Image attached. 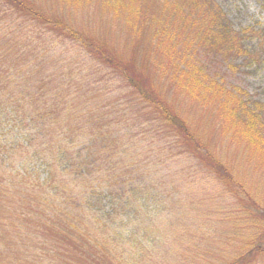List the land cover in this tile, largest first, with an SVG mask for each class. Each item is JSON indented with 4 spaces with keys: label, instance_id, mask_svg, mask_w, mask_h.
Returning a JSON list of instances; mask_svg holds the SVG:
<instances>
[{
    "label": "trees",
    "instance_id": "1",
    "mask_svg": "<svg viewBox=\"0 0 264 264\" xmlns=\"http://www.w3.org/2000/svg\"><path fill=\"white\" fill-rule=\"evenodd\" d=\"M129 1L135 11V2ZM124 2L110 0L117 9L124 8ZM147 5L144 21L154 25L153 43L145 47L131 34L135 43L122 53L92 44V36L82 35L79 28L29 0H0V264H169L177 253L161 244L170 222L179 220L173 247L179 236H191L189 242L196 245L203 242V234H213L206 224L201 240L181 234L184 213L196 220L183 205L187 189L210 180L219 183L215 197L222 209L203 214H229V188L234 190L237 181L229 178V139L235 148L250 150L251 155H244L248 163L258 152L255 162L264 164V137H200L184 117L189 107L171 89L182 82L187 103L197 102L207 111H222L231 104L224 117L236 114L241 131L252 132L254 124L264 123V104L225 85L223 74L209 72L208 62H217L221 71L239 59L257 62L259 53L248 47L257 31L237 30L218 0H149ZM19 19L25 24L15 22ZM28 33L33 43H44L42 36H49L44 49L77 43L90 57L88 73L69 75L58 66L62 63L26 58V48L31 47L24 40ZM198 46L205 51L200 53ZM98 64L100 73L107 70L128 89L117 100L118 114L112 112L117 103L108 101L107 94L96 104L92 85L101 83L96 94L107 93L102 84L109 79L97 77ZM197 70L199 76H193ZM203 70L210 76L204 81ZM81 77L92 82L85 84ZM168 77L170 88L163 92ZM202 87L212 92L204 99L195 93ZM211 115L212 124L221 117ZM226 119L219 125L221 131ZM154 123L157 134L167 137H137L140 127L153 128ZM237 182L243 191L236 193L242 195L245 184ZM247 196L256 211V200ZM249 226L245 228L251 231ZM250 241L236 250L235 259L229 260L225 247L215 249L218 262L207 260L210 253L197 259L194 248L187 251L191 256L179 258L184 256L182 264H260L264 245Z\"/></svg>",
    "mask_w": 264,
    "mask_h": 264
},
{
    "label": "rangeland",
    "instance_id": "2",
    "mask_svg": "<svg viewBox=\"0 0 264 264\" xmlns=\"http://www.w3.org/2000/svg\"><path fill=\"white\" fill-rule=\"evenodd\" d=\"M29 1L33 5L40 6L52 17H61L63 21H66L72 27L79 28L82 35H87L90 37L92 36L90 42L92 44L100 45L104 49L110 48L114 49V51L116 50L122 53L131 51V45L135 43L131 34H133L137 43H145V47L150 46L153 43L150 41V35L154 30V25L153 23L144 21L145 16H148L147 12L149 9L147 8L149 5H147V2L149 4V0H132L135 2L137 7L135 11L132 6H129L130 1L128 2V0H125L123 3L124 8L121 7L119 9H117L118 4H111L110 0ZM218 1L233 21L237 30L247 27L252 31H257V33L254 35V39L250 41L248 47L250 50H254L259 53L260 57L257 62L247 61L244 63L242 59H239L237 62L230 65L229 70L225 69L222 71L218 69L220 65H218L217 62H208V67L211 69L209 72L212 71V75L223 74V79L225 80L223 83L225 85L228 87L229 85L232 87H237L241 89L242 95L245 96L246 99L255 100L261 104H264V0ZM155 4L161 5L162 3ZM161 6L160 12L162 15H164V11H162ZM132 11L134 12L132 13ZM152 14L158 15L157 12ZM153 16L155 15H152L151 18ZM15 22L23 23L20 19L19 21L15 20ZM23 24H25V22ZM48 37L49 36H42V39L44 38L43 42L46 44H49L47 43ZM31 39L32 36L29 33L24 36L25 42L31 43V47L28 46L26 48V52L29 54L28 57L25 56L26 58L35 56L38 59L48 62L51 61L54 64L62 63L58 66L63 65V67L66 68L65 71L69 75H77L81 71L85 72L80 74L81 76L88 73V67L90 65L88 58L90 57L83 48H77L79 46L77 43L71 41L72 43L70 44L68 41H66L65 44H62L63 46L60 48L49 49L48 46H46L44 49V43H42L40 40H36L33 43ZM157 47H159L158 44ZM200 47L201 46H198L200 53L204 52L205 50L202 51ZM203 48H205V44H203ZM133 55L134 54L131 53L129 57ZM69 63H72L71 67L68 66ZM148 64L146 66H148ZM98 66L94 67V70L97 71L95 72L97 77L109 79L106 81L107 84H102L103 87L108 91L107 93L102 92L100 94H96V90L101 87V83L98 82L92 85L94 94L96 95V104H102V100L98 99L104 97L106 94L108 101H115L116 104L119 97H123L126 93H128V89L124 87V83L120 79L116 80V78L112 75H108L107 70L101 69L100 73L99 69L102 66L100 64H98ZM195 66L200 67V64L197 63ZM44 69L45 68L39 69V71L42 73ZM205 70L208 71L207 69ZM205 70L202 71L203 74L201 75L203 76H200L203 81L206 80L207 76H209ZM200 71L201 70L195 71L193 76L196 74L199 76ZM143 75L145 78L147 77V70L143 71ZM215 78L220 79V77ZM167 80L168 84L163 83L164 86L161 89L163 92H167V88L168 90L170 88L168 87L170 84V77H168ZM80 81L84 82L85 84L90 83V81L92 82V80H90L88 77H81ZM93 81H95L94 77ZM210 82L214 84L212 79H210ZM180 85L181 86L177 87L179 91H177V88H174L173 86L171 89L178 93L177 99L180 100V103H182L186 109L187 106L189 107V111L185 110L186 115H184V117L187 119V122L193 131L200 132V137H264V123H261L260 126L254 124L253 126L255 128L252 132L247 130L243 132L241 131L242 127L237 124L233 116L236 114H231V118L230 116L229 118L224 117L227 115L229 106L231 104H228L227 108L225 106L224 108L226 109H223L222 111L217 110L216 107H213L207 111L205 106H200L197 104V102L187 103V101L184 99V91L186 90V87L182 82ZM88 90L90 91L89 87ZM195 93H199L197 97H202V99H204L203 96H209L212 92H210L208 88L202 87L201 90ZM133 97L134 94L131 93L130 99ZM115 106L116 107L112 109V112H116L118 114V111L121 109V104L117 103ZM219 106L220 104L217 107ZM230 108H232V106ZM107 111L109 114L112 113L110 110ZM211 114H214V116L220 115L221 117H216L219 119H217L216 122L212 124V118H210ZM223 118H227L229 120L225 130L221 131L219 125L222 124ZM155 124L156 123H154V125ZM157 129V124L153 128L150 126L140 127L137 137H167V135H164L163 133L157 134L155 131ZM202 131L206 132L202 134ZM233 147L234 146L231 144V139H229V178L243 182V184H245V191L242 195H237L236 191H243V188L240 187V183L235 181V185L233 186L235 189L231 190V188H229V206L227 207L229 214H223L224 216L209 218L207 214H203L204 211H206L208 214H217L223 207L219 199L215 197L220 193V184L210 180L198 188L193 186L192 188L187 189L185 191L186 195L183 200L184 202L187 200L188 201L187 205L185 203L183 205L184 208H187L186 212H190L192 216L194 214L196 220H191V218L186 216L183 212L185 210H182L184 216L180 218L182 231L181 234L187 232V234L197 236L198 240H201V234L206 231V229L202 227L205 224L208 225L209 229H212L213 234L212 236L203 234V242L200 241L196 245H192L189 242L191 236H186V239L179 236L178 241H175L176 247H173V233L178 225L179 220H177V222H170L171 225L166 226L163 230V239L161 244L162 248L167 252L172 254L177 253V257L169 260V264H182V262L185 261L183 259L184 256H191V254L187 253V251H189L191 248L197 250L195 251L197 259L205 258L207 253H210L207 257V260L214 261L216 260L215 255H217L215 250L216 248L223 249L225 247L229 253L230 260L233 258L235 259L238 256L235 253L236 250L238 248H242L241 246L248 244L249 238H251L250 243H252L253 246H256V244L259 243H263L264 245V164H257V162H255V159H260L257 156L259 154L258 152L251 156L253 160H250L249 163L251 164H249L246 161V157H244V155H246V153H250L251 155L252 153L250 150L246 147ZM243 149L246 150L243 151ZM197 178L201 177L197 175ZM230 182L232 181H229V183ZM247 193L250 194L252 199L256 200V205L259 206L256 211H254L253 207L248 204L249 198ZM212 194L214 195L211 197ZM188 202H190V205H188ZM176 213L179 217L178 210H176ZM248 216L252 217L253 219H249ZM210 219H212L213 222L210 223ZM253 225L257 226L251 227ZM248 226L251 228V231L245 228ZM193 243L196 242L193 240ZM183 244H185V246H183ZM181 254L184 255L181 257L182 261L181 258H179ZM216 262H218V260H216ZM260 264H264V259L260 261Z\"/></svg>",
    "mask_w": 264,
    "mask_h": 264
}]
</instances>
